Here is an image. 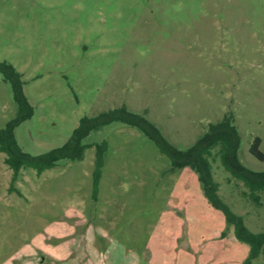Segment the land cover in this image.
Returning <instances> with one entry per match:
<instances>
[{
  "label": "rangeland",
  "instance_id": "rangeland-1",
  "mask_svg": "<svg viewBox=\"0 0 264 264\" xmlns=\"http://www.w3.org/2000/svg\"><path fill=\"white\" fill-rule=\"evenodd\" d=\"M20 73L32 107L15 128L29 155L63 144L84 116L122 104L185 148L230 115L239 161L264 170V0H0V61ZM18 107L0 74V129ZM107 149L93 190L96 147ZM80 160L36 174L0 152V264H244L197 174L135 127L113 122L83 139ZM219 194L253 232L264 197L212 160ZM250 264H264V247Z\"/></svg>",
  "mask_w": 264,
  "mask_h": 264
},
{
  "label": "trees",
  "instance_id": "trees-1",
  "mask_svg": "<svg viewBox=\"0 0 264 264\" xmlns=\"http://www.w3.org/2000/svg\"><path fill=\"white\" fill-rule=\"evenodd\" d=\"M0 74L5 82L10 85L12 96L18 110L3 129H0V152L6 154L4 163L12 170L13 183L21 169L31 168L36 174L57 165L60 160H80L84 149L87 147L83 139L91 132L113 122L126 124L140 130L151 139L159 151L170 160L171 169L188 167L197 174L203 195L208 203L222 212L227 225L233 227L235 238L249 245L248 256L244 264H250L257 258L264 247V230L253 232L245 225L243 216L235 213L219 194V184L214 179L212 160L218 157L220 164L232 178L240 181L247 189L248 198L259 203L264 197V170L253 171L245 167L238 159V135L230 115L212 122L206 132L195 143L185 148L172 145L143 114L130 111L126 105L102 111L94 116H84L79 120L78 126L71 136L60 146L50 151L32 156L24 152L17 143L15 128L32 115V107L22 90L20 73L7 61H0ZM261 138L255 136L249 146V152L257 159L264 160V153L260 148ZM106 142L102 141L96 147V160L94 164V193L103 165V155L106 152Z\"/></svg>",
  "mask_w": 264,
  "mask_h": 264
}]
</instances>
